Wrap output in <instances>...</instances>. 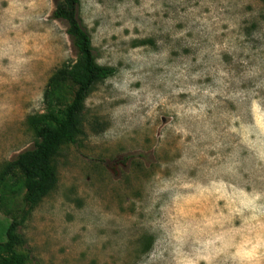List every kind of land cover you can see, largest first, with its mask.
Listing matches in <instances>:
<instances>
[{
    "label": "rangeland",
    "instance_id": "rangeland-1",
    "mask_svg": "<svg viewBox=\"0 0 264 264\" xmlns=\"http://www.w3.org/2000/svg\"><path fill=\"white\" fill-rule=\"evenodd\" d=\"M55 3L0 0V168L76 59ZM80 16L117 72L22 219L27 264H264V0H80ZM22 206L0 192V241Z\"/></svg>",
    "mask_w": 264,
    "mask_h": 264
},
{
    "label": "trees",
    "instance_id": "trees-1",
    "mask_svg": "<svg viewBox=\"0 0 264 264\" xmlns=\"http://www.w3.org/2000/svg\"><path fill=\"white\" fill-rule=\"evenodd\" d=\"M52 18L65 23L76 59L63 63L50 76L44 92L45 110L27 117L26 123L36 135L34 146L0 168V192L22 195L23 201L7 228L6 239L0 241V264H27V256L17 249L23 242L19 233L22 219L57 186L55 162L62 146L75 143L84 132L86 99L97 83L117 72L116 67L97 62L92 36L80 16V0H56ZM65 89L67 99H63Z\"/></svg>",
    "mask_w": 264,
    "mask_h": 264
}]
</instances>
